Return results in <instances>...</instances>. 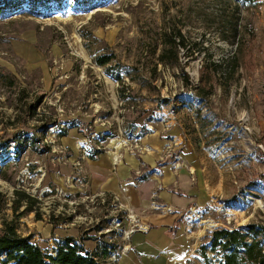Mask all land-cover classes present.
Here are the masks:
<instances>
[{
    "label": "rangeland",
    "instance_id": "374dc122",
    "mask_svg": "<svg viewBox=\"0 0 264 264\" xmlns=\"http://www.w3.org/2000/svg\"><path fill=\"white\" fill-rule=\"evenodd\" d=\"M3 3L0 232L13 224L49 253L66 236L106 241L119 258L136 217L91 188L89 153L144 144L174 165L190 142L218 175L207 203L180 215L193 262L217 227L264 220V0Z\"/></svg>",
    "mask_w": 264,
    "mask_h": 264
},
{
    "label": "crops",
    "instance_id": "0c3cea01",
    "mask_svg": "<svg viewBox=\"0 0 264 264\" xmlns=\"http://www.w3.org/2000/svg\"><path fill=\"white\" fill-rule=\"evenodd\" d=\"M145 145L138 152L106 151L87 163L91 188L119 197L124 212L138 223L116 264H122V256L125 264H192L195 246L180 215L207 203L219 185L218 175L210 181L206 159L190 142L174 165L164 159L167 152L157 156ZM139 168L142 174L137 175Z\"/></svg>",
    "mask_w": 264,
    "mask_h": 264
},
{
    "label": "trees",
    "instance_id": "16d2710c",
    "mask_svg": "<svg viewBox=\"0 0 264 264\" xmlns=\"http://www.w3.org/2000/svg\"><path fill=\"white\" fill-rule=\"evenodd\" d=\"M9 1L4 0L3 6ZM233 1L249 7L256 2ZM111 59V55L102 54L95 57V62L104 66ZM98 153L93 149L89 157L95 159ZM30 209L26 206L24 210ZM114 250L116 246L106 241H98L88 249L73 237L66 236L57 243L54 253H49L34 243L31 236L20 235L13 224L6 223L0 232V264H104ZM196 251L200 256L198 264H264V220L232 228L217 227L200 242Z\"/></svg>",
    "mask_w": 264,
    "mask_h": 264
},
{
    "label": "built area",
    "instance_id": "2783aa9c",
    "mask_svg": "<svg viewBox=\"0 0 264 264\" xmlns=\"http://www.w3.org/2000/svg\"><path fill=\"white\" fill-rule=\"evenodd\" d=\"M208 206L209 207H212V205L210 204V203H208ZM200 212H202V210L200 211ZM129 214V213H128ZM129 218H131V219H134V215L133 214H131V215H129ZM135 225H133V227L132 228H130L128 231H125V234L126 235H129L133 230H135L136 229V225H138V223H137V221H136V219H135ZM122 251H123V249H122ZM121 251V252H122ZM113 256V258L112 259H118V258H116L113 254L110 256V258ZM109 258V259H110ZM116 262V261H115ZM110 263V262H109Z\"/></svg>",
    "mask_w": 264,
    "mask_h": 264
},
{
    "label": "bare ground",
    "instance_id": "6f19581e",
    "mask_svg": "<svg viewBox=\"0 0 264 264\" xmlns=\"http://www.w3.org/2000/svg\"><path fill=\"white\" fill-rule=\"evenodd\" d=\"M121 144L122 143L118 139L114 138L110 140L109 146L118 149L121 147Z\"/></svg>",
    "mask_w": 264,
    "mask_h": 264
}]
</instances>
